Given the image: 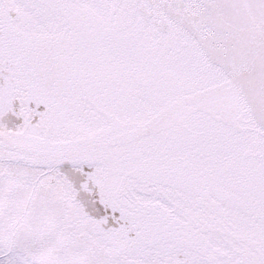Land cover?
<instances>
[{
	"label": "snow or ice",
	"instance_id": "snow-or-ice-1",
	"mask_svg": "<svg viewBox=\"0 0 264 264\" xmlns=\"http://www.w3.org/2000/svg\"><path fill=\"white\" fill-rule=\"evenodd\" d=\"M0 264H264V0H0Z\"/></svg>",
	"mask_w": 264,
	"mask_h": 264
}]
</instances>
